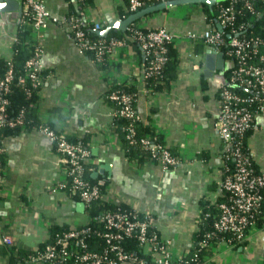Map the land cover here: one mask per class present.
Here are the masks:
<instances>
[{"label":"crops","instance_id":"crops-1","mask_svg":"<svg viewBox=\"0 0 264 264\" xmlns=\"http://www.w3.org/2000/svg\"><path fill=\"white\" fill-rule=\"evenodd\" d=\"M18 1L19 6L9 0L3 7L6 2L0 0V59L12 56L13 37L24 11ZM44 1L50 19L41 34L40 60L45 74L38 90L40 118L70 139L86 137L90 156L97 162L92 178L105 184L106 199L150 214L172 254L187 253L193 248L201 198L214 202L222 195L224 166V148L216 130L221 107L218 85L203 73L210 48L204 45V52L197 53V41L184 38L188 32L211 28L196 5L200 3L177 5L142 19L147 29L164 27L183 36L174 44L177 74L166 90L146 91L144 62L135 48L116 52L112 56L115 63L111 57L108 60L109 65L114 64L109 67L111 78L128 81L136 88L135 107L142 122L162 132L165 145L179 157L180 165L163 170L154 162L133 163L120 150L110 126L113 106L105 98L107 74L92 58L79 53L69 30L67 14L74 0ZM123 4V0H92L84 11L86 20L100 22L104 29L112 20L122 19ZM230 62L224 56L222 69L214 74L226 75ZM0 143L5 150L8 182L0 195V264H10L3 234L12 238L11 249L37 247L45 241L51 225L77 227L85 223L87 214L79 200L62 190L47 189L59 176V168L46 136L19 132L3 136ZM245 143L254 165L264 168V111L254 116ZM207 255L209 264H264V222L250 228L242 245L222 241L210 247Z\"/></svg>","mask_w":264,"mask_h":264},{"label":"built area","instance_id":"built-area-1","mask_svg":"<svg viewBox=\"0 0 264 264\" xmlns=\"http://www.w3.org/2000/svg\"><path fill=\"white\" fill-rule=\"evenodd\" d=\"M157 1L160 3L168 0H128L127 8L132 14L144 5ZM21 2L24 11L20 24L24 22V18L30 19L28 43L32 54L25 61L23 74L15 77L12 67H9L0 76V129L21 128L22 132H28L25 128L24 111L12 113L9 109L8 95L13 81L24 86L28 94L31 92L30 87L39 90L44 78L42 74L44 68L40 60L41 34L47 27L50 14L44 0H21ZM256 2L264 5V0H230L228 4L218 7L217 23L220 24V29L208 28L200 33L188 32L184 37L189 41L201 40L210 49L222 52L231 61L228 73L223 75V81L217 83L220 89L221 107L216 117V130L224 147L223 152L234 160L235 169L221 182L226 199L218 204L219 216L214 222V227L219 232H231L238 241H246L250 228L256 225L255 216L263 199L262 191H264V168L255 172L251 163V154L242 150L245 132L254 126V116L264 111V32L255 34L248 29L247 21H237L246 10L252 16L264 18V6L261 9L256 8ZM142 19L143 17L137 20L138 25L134 27L135 29L127 39L110 37L107 41L89 40L75 18L70 19L68 26L79 53L85 55V50L93 51L95 53L93 60L96 63H100L104 56H107L109 60L116 52L132 47L129 41L137 42L146 59L142 75L146 81L162 71L167 60L166 45L171 42L175 44L176 40L183 36L173 34L164 27L142 32L138 28V26L143 27ZM92 26L95 30L102 29L100 22H95ZM260 27L262 29V26ZM224 28L229 30L226 37L222 33ZM16 39L15 35L13 41ZM115 60L112 62L115 63ZM110 65L111 68L114 67V64ZM103 71L107 74V83L113 81L130 83L111 78L109 67ZM229 85L240 86L249 94L242 95L229 88ZM146 91L150 92L151 89L146 87ZM109 98L118 106L113 109V117L119 115L130 120L141 119L133 106L131 94L115 89L110 92ZM32 106L37 109L38 103H32ZM152 127L157 133L162 134L154 125ZM126 130L128 131L127 137L130 139L134 134L132 121ZM30 132H39L46 136L51 143L52 151L57 156L59 176L50 181L47 189L51 192L62 190L70 197L76 196L84 205L87 214L84 224L72 227L61 235H56L55 239L49 242L42 251L30 256V262L62 264L70 253L65 245L61 246V244L68 239H77L84 246L82 236L92 232L105 239L108 250L104 252L83 251L78 257L80 264H148L143 258L133 255V252H128L120 244L126 238H133L138 243L140 251L143 254H149L151 264H209L206 254L202 257V261L198 260L196 254L188 260L184 259L186 253L174 256L168 242L161 239L155 230L149 229L154 221L150 214L144 213V216L140 217L135 209L116 208L90 215L89 210L93 204L108 200L106 193L97 184L84 178L85 164L94 161L89 149L67 140L63 133L56 132L44 123L33 126ZM140 143L156 155L157 163L163 170L180 165L179 157L171 153L161 142L144 137L140 139ZM133 163L137 162L133 161ZM6 176L0 148V195L4 190L2 188ZM114 204L120 205L121 203L116 201ZM90 220L102 223L107 230L90 229L86 226ZM1 237L6 248L11 250L12 238L8 234H3ZM209 245L207 240L201 242L203 248Z\"/></svg>","mask_w":264,"mask_h":264},{"label":"trees","instance_id":"trees-1","mask_svg":"<svg viewBox=\"0 0 264 264\" xmlns=\"http://www.w3.org/2000/svg\"><path fill=\"white\" fill-rule=\"evenodd\" d=\"M124 1V8L122 6V10H120L119 17L124 19L128 17L131 14V11L128 10V0H123ZM230 0H221L217 3H215L211 8H209L205 3H200L196 4L199 5L202 8V11L206 14L207 21L210 23L211 28H216L217 25V10L218 7L221 5L228 4ZM92 3V0H74L73 3L70 6V12L67 14L68 17V22L70 21L71 18H75L76 20L79 21V25L82 28V30L85 32V35L89 40H104L107 41L109 40L110 37H119V38H125L127 39L128 36L132 33V30L135 29L137 24V20L130 23L127 30L125 31H118V30H110V32L107 34V36L102 37L99 36L91 23H89L86 20L84 10L85 8H88L90 4ZM158 4L157 2L153 3H148L144 5L142 8H145L149 5H154ZM257 4V5H256ZM256 8L261 9L262 6L260 2H256ZM247 21L249 23L248 29L252 30L255 34H259L261 32H264V18H259L257 16H252L249 11H244L242 15L238 17L237 21ZM262 26V29L261 27ZM139 30L142 32H147L148 30L145 27H139ZM229 30L227 28H224L222 30L223 35L226 37L227 32ZM30 37V19L27 17L24 18V22L21 23L18 27V31L16 33V41H13V46H12V56L9 59H0V76H2L9 67H12V70L14 72L15 77L18 75L23 74L24 72V65L25 61L27 58L31 56V51H30V46L28 43V39ZM131 46L135 48L142 56L143 62L145 63V58L142 54V50L140 46L137 44V42L134 41H129ZM205 44L201 40H197L195 44V51L197 53H203L205 50ZM167 51H166V56L167 60L164 63V66L162 68V71L158 75H153L150 78H148L145 81V86L150 88L152 92H157V91H164L168 88L170 81H172L176 74H177V59H176V54H175V45L174 43H168L166 45ZM85 55L89 56L90 58L95 57V53L90 50H85ZM101 67L102 70L108 69L110 67L108 63V57L104 56L102 58L101 62L98 63ZM229 71L225 70V74H227ZM42 74H45V70L42 71ZM108 89L105 92V98L106 100L113 106V109H116L118 106L114 101H112L109 98V94L112 90L115 89H121L122 91L129 93L133 96V106L136 110L135 107V101H136V88L134 87L133 84L131 83H125V82H120L116 83L115 81L113 82H108ZM29 86V85H28ZM229 88L232 90L242 94V95H247L249 94L248 91H246L244 88L237 86V85H229ZM30 94H28L21 84H17L16 81H13L11 84V90L8 95L9 99V109L12 113L19 112L20 110L24 111V115L26 118L25 122V128L27 131L30 132V129L33 126H38L42 123L47 124L50 126L52 129H54L56 132H61L58 128L52 125V123H49L45 120H42L37 112V109L35 106H32V103H38V89L30 87ZM218 93L220 96V89L218 88ZM132 121V125L134 128V134L131 136L129 139L127 137L128 131L126 130V127L130 124ZM111 130L112 132L116 135L117 139V144L120 148V150L123 152L124 156L129 160V161H135L137 164H141L143 162H154L157 163L158 159L156 158V155L150 151V149L144 148L142 144L140 143V139L144 137H150L152 141H159L162 144L165 145L164 142V136L161 133H157L154 128L149 125L148 123L142 122L141 119H133L130 120L126 117H122L119 115H115L112 118L111 121ZM253 127L249 128L245 132L244 140L242 142V150L243 152L249 154L250 151L248 150L245 139L248 134V132L252 129ZM21 131V128H16V129H11V128H2L0 129V140L3 136L6 135H14L18 134ZM63 133V132H61ZM64 134V133H63ZM64 137L74 143H78L82 145L85 148H88L90 150V145L88 142V139L86 137L83 138H69L64 134ZM131 140H134V142H131ZM166 146V145H165ZM167 147V146H166ZM0 148H1V159L3 161V165L5 167V150L3 146L0 143ZM171 153L175 154L172 149L167 147ZM224 148V147H223ZM251 154V153H250ZM222 158L224 159V166H223V173L221 176V182L223 179L226 177L227 174L231 173L235 169V163L234 160L231 157H227L224 152L221 154ZM252 160V166L255 170V172H258V169L253 162L252 155L250 156ZM97 168V162H88L85 164V171H84V178L87 181H93L95 184L98 185V187L104 191L105 184L99 182L98 179H93L92 178V172L96 171ZM6 170V167H5ZM7 175V172H6ZM4 184H8L7 182V176ZM222 190V188H221ZM67 194V193H66ZM68 195V194H67ZM263 199L260 203L259 209L257 211V214L255 216V223L258 225H261L264 222V192L262 191ZM73 199H77L76 196H72ZM225 194L222 191V195L217 198L216 201L210 202L209 200H206L204 198H201L200 200V212L197 220V229L194 234V243H193V248L187 251V255L184 257L185 260H188L191 258L194 254H196L198 260L202 261V257L206 254H209V249L210 247L214 246L216 243L219 241H225L229 244L232 245H242L245 241H238L236 240L235 236L231 232H219L215 229L214 227V222L217 220L219 216V209H218V204L219 202L224 201ZM116 208H127L131 209L130 207L120 204L116 205L112 202H102V203H97L93 204L89 210L90 215H95L101 211L105 210H115ZM140 217L144 216V213H138ZM87 227L90 229H98L101 231H106L107 229L104 227L102 223H96L90 220L88 223H86ZM70 228L68 227H59L56 225H51L49 227V237L45 239L43 243L38 245L37 247H32V248H14L11 249L10 252L7 254L8 260L10 264H17L19 262L23 264H50V262H40V261H35V262H30V256L36 254L39 251H42L44 247L49 243L52 242L56 235H61ZM151 231L155 230L154 226H151L149 228ZM157 233V231H156ZM158 234V233H157ZM83 239V244L84 246L81 245L79 240L77 239H68L67 241L63 242L61 246L65 245V248L68 250L70 253V256H68L62 264H80L78 257L83 253V251H100L104 252L108 250V244L106 243L105 239L102 238L101 236H96L94 233H89L86 235L82 236ZM207 240L210 245L207 248L201 247V242ZM78 242V244H77ZM122 246L128 251V252H133L132 254L139 257L143 258L148 264L152 263L151 257L149 255L143 254L139 247L138 243L133 239V238H126L122 243L120 242Z\"/></svg>","mask_w":264,"mask_h":264},{"label":"water","instance_id":"water-1","mask_svg":"<svg viewBox=\"0 0 264 264\" xmlns=\"http://www.w3.org/2000/svg\"><path fill=\"white\" fill-rule=\"evenodd\" d=\"M4 3L3 7H7L9 0H1ZM19 6L18 0H12ZM221 0H168L166 2H160L158 4L149 5L145 8H142L124 19H114L112 20L106 28L95 30V32L102 37L107 36L111 29L125 31L128 25L148 14L158 12L161 10L169 9L177 5L186 4V3H205L211 8L215 3ZM20 14V11H19ZM217 28L220 29V24L217 23ZM224 61V55L222 52H216L212 49H207L205 53V68L203 73L205 76L213 77L216 83L222 82L224 76L221 74H214L217 69H222Z\"/></svg>","mask_w":264,"mask_h":264}]
</instances>
